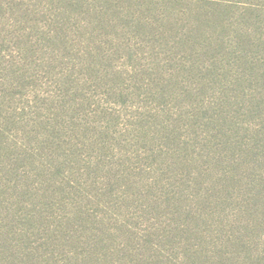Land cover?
Wrapping results in <instances>:
<instances>
[{
  "label": "trees",
  "instance_id": "obj_1",
  "mask_svg": "<svg viewBox=\"0 0 264 264\" xmlns=\"http://www.w3.org/2000/svg\"><path fill=\"white\" fill-rule=\"evenodd\" d=\"M62 3L156 83L130 136L102 132L104 176H77L70 121L0 150V264H264V0Z\"/></svg>",
  "mask_w": 264,
  "mask_h": 264
},
{
  "label": "rangeland",
  "instance_id": "obj_2",
  "mask_svg": "<svg viewBox=\"0 0 264 264\" xmlns=\"http://www.w3.org/2000/svg\"><path fill=\"white\" fill-rule=\"evenodd\" d=\"M62 6V0H0V150L48 148L43 133L70 121L79 133L62 144L75 151L70 164L77 176L98 164L104 176L113 149L121 154L124 145L116 150L102 132L117 136L119 128L130 136L126 124L149 104L143 83L156 79L139 61L142 53L115 48L83 9L67 8L75 15L68 17ZM60 128L53 133L62 138Z\"/></svg>",
  "mask_w": 264,
  "mask_h": 264
}]
</instances>
